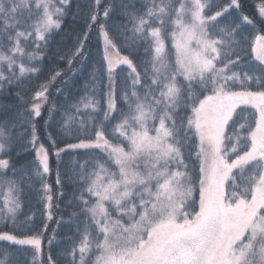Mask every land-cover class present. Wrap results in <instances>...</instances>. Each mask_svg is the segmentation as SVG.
I'll use <instances>...</instances> for the list:
<instances>
[{
  "label": "snow or ice",
  "instance_id": "6c2138e0",
  "mask_svg": "<svg viewBox=\"0 0 264 264\" xmlns=\"http://www.w3.org/2000/svg\"><path fill=\"white\" fill-rule=\"evenodd\" d=\"M69 2L0 0V90L22 89L41 71L38 62L61 28ZM95 4L88 28L98 26L106 52L118 51L109 31L98 23L100 0ZM123 7L131 24L130 29L121 25L131 33L125 42L135 47L143 41L151 59L142 75L127 56L106 57L103 119L93 125L90 138L67 144V149L103 153L78 164L75 171L83 185V231L79 245L68 253L70 264H264V35L256 37L252 49L260 75L241 74L234 69L243 60L237 48L245 38L241 25L230 19L240 10V0H144L140 8L133 3ZM255 8L264 25V2ZM110 10L102 13L105 20ZM238 19L255 27L247 15ZM86 39L87 34L74 56L82 55ZM121 64L131 69L132 78L120 88L124 107L118 109L113 74ZM53 71L49 84L61 75ZM253 85L260 90H251ZM47 94L48 84L40 85L32 96L30 117L41 116ZM16 96L23 99L21 91ZM85 99L83 107L96 112L99 102ZM247 106L255 110L251 122L243 116ZM75 110L79 114L80 108ZM74 120L67 117L66 131ZM91 121V115L79 119L77 130L86 131ZM105 123L117 143L105 135ZM237 126L246 134L237 132ZM6 127L0 125V154L10 155L12 137ZM48 138L59 157L65 149L56 147L50 133ZM37 139L33 126L29 143L34 148ZM193 155L190 168L186 160ZM36 157L35 175L41 169L48 173L49 150L43 144ZM30 167L16 169L0 158V222L5 225H16L23 186L33 178ZM44 189L51 219V188ZM0 240L42 250L39 235L18 238L3 232ZM48 260L55 264L51 255Z\"/></svg>",
  "mask_w": 264,
  "mask_h": 264
},
{
  "label": "trees",
  "instance_id": "16d2710c",
  "mask_svg": "<svg viewBox=\"0 0 264 264\" xmlns=\"http://www.w3.org/2000/svg\"><path fill=\"white\" fill-rule=\"evenodd\" d=\"M143 2L144 0H101L98 8L101 14L98 16V23L104 24L118 52L131 59L136 70L142 75L144 69L149 66L151 56L146 53V45L143 41H138L135 47L125 42L124 37L131 36V33L125 32L121 25L127 24L128 28H131V24L125 18L123 6L133 3L140 8ZM226 2L227 0H217L219 4H226ZM262 2L264 0H240V10L233 12L230 17L231 20L241 25L245 38L237 48L243 60L234 69L241 74L247 72L248 75H253L255 72L257 76L260 75L259 61L255 59L252 49L256 37L264 35V25L261 24L255 8ZM106 8L111 10L109 17L105 20L102 13ZM96 10L95 0H70L65 8L61 28L54 31L43 60L38 62L37 66L41 71L32 74L30 81L26 82L22 89L8 86L0 90V125H7L5 131L12 137L11 154L3 155L2 159H8L10 165H14L16 169L22 166L28 168L31 165L28 174L33 177L27 185L23 186L21 208L16 217V225L14 226L11 222L5 225L1 222L0 233L7 232L18 238L39 235L42 240L40 254L34 250L33 252L30 246L0 241V260H4L5 264H49V255L55 264H70L72 257L68 253L74 246L79 245L82 238L83 215L80 206V192L83 185L78 182L75 171L78 164H85V161L91 162L93 157H102L103 153L100 150L67 149V144H75L80 139L90 138L93 125L103 119L102 113L107 108L108 73L100 40V30L97 25H92L90 30L88 28L91 23L89 17ZM243 15L249 16L255 27L238 19ZM85 34H87V39L83 41V53L81 56H74L73 53L79 47L80 40ZM236 40H240V37L237 36ZM165 44L166 47H170L168 39L165 40ZM54 69L61 75L54 83L49 84L48 81L54 75ZM113 75L117 81L116 104L119 109L124 107L120 99V88L130 84L131 69L127 66L118 67ZM44 84H48L47 103L42 106L40 117H30L32 96L40 90V85ZM251 90L260 89L253 85ZM17 91H21L22 100L17 98ZM85 98L99 102L96 112H93L91 108L83 107L81 100L87 102ZM76 107L80 108L79 114L76 113ZM254 112V109L247 106L243 116L251 122ZM88 115L92 116V121L87 130L78 131L77 121ZM68 116L75 117V120L68 125L70 131L65 129ZM240 122L244 123L245 120L242 119ZM33 126L37 141L49 150L50 170L40 181L35 175L38 165L36 153L29 143L32 139ZM104 131L112 143L118 142L114 139L108 123H105ZM236 131L242 132V136L246 134L245 130L238 126ZM49 133L56 140V147L65 149L60 152L59 157L56 156L55 149L50 147ZM186 162L192 168L195 165V156L193 155L192 159ZM57 173H59V183H57ZM191 174L195 179V172ZM8 177L13 178L11 172L8 173ZM44 185H49L51 188V219L48 218L44 205L45 198L42 195ZM78 225L80 231L77 230ZM49 240H51L50 245Z\"/></svg>",
  "mask_w": 264,
  "mask_h": 264
},
{
  "label": "rangeland",
  "instance_id": "374dc122",
  "mask_svg": "<svg viewBox=\"0 0 264 264\" xmlns=\"http://www.w3.org/2000/svg\"><path fill=\"white\" fill-rule=\"evenodd\" d=\"M101 1V0H100ZM23 30V29H22ZM259 36V35H258ZM100 40H101V44H102V48H103V55H104V58H105V61H106V64L108 63V60L106 59V57L107 58H109V59H113V60H115L116 58H118V57H124L123 55H121L118 51H116V50H113V49H108L107 50V52H106V44H105V40H104V37H103V34H102V32L100 31ZM255 47V41H254V45H253V48ZM117 49V48H116ZM253 54H254V57H255V53L253 52ZM124 66H127V65H123V64H121V65H119L118 67H124ZM118 67H116V69L118 68ZM128 67V66H127ZM115 69V70H116ZM179 78V77H178ZM255 111V110H254ZM240 134H242V132H239ZM41 144L38 142V141H36V146H35V148H34V150H35V153H36V151L38 150V148H39V146H40ZM3 157V154H0V158H2ZM38 161V160H37ZM40 172H41V174L39 175V176H36V178H37V180L38 181H40V180H43V177L44 176H46L48 173H43L42 172V169L40 170ZM44 182H46V181H44ZM43 182V183H44ZM44 193H45V189H44V187H43V192H42V195L44 196ZM20 200H21V196H20ZM52 202V201H51ZM47 204H48V202L46 201V199L44 200V205H45V208H46V210H47V212L49 211V209H48V207H47ZM20 211V210H19ZM17 216H18V213H17ZM1 223V222H0ZM0 241H4V240H0ZM7 242H10V243H12V244H14L13 242H11V241H7ZM26 246H30V245H26ZM31 247V250L33 251H35V252H37L32 246H30ZM41 248H42V246H41ZM33 251V252H34ZM42 251V250H41ZM40 251V252H41ZM33 252H32V255H33ZM40 252H37V253H39L40 254ZM39 260V259H38Z\"/></svg>",
  "mask_w": 264,
  "mask_h": 264
}]
</instances>
